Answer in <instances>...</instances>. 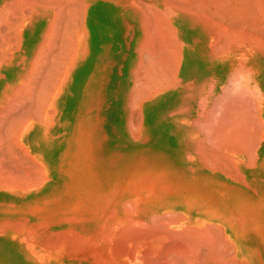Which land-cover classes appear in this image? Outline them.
Here are the masks:
<instances>
[{
    "label": "bare ground",
    "instance_id": "bare-ground-1",
    "mask_svg": "<svg viewBox=\"0 0 264 264\" xmlns=\"http://www.w3.org/2000/svg\"><path fill=\"white\" fill-rule=\"evenodd\" d=\"M103 70L174 149L59 151ZM0 264H264V0H0Z\"/></svg>",
    "mask_w": 264,
    "mask_h": 264
},
{
    "label": "rangeland",
    "instance_id": "rangeland-1",
    "mask_svg": "<svg viewBox=\"0 0 264 264\" xmlns=\"http://www.w3.org/2000/svg\"><path fill=\"white\" fill-rule=\"evenodd\" d=\"M104 60L105 58L103 57L102 63ZM120 65L117 72L121 73V78H124L127 76L126 71L129 66L124 65L123 62H120ZM106 70L109 72V69L106 68ZM108 72L103 70L89 74L83 81L80 80L82 82L74 89L68 133L69 139L67 143L64 142L62 144L59 151L69 155L77 153H93L95 155L116 153V155H124L127 153H158L160 152V147L164 145L166 151L172 150L170 146L174 149L176 143H173V140H171L173 144L169 141V139H172V136L170 137L171 133L165 130L161 133L153 125L154 122L161 121L154 111L156 107H152V110L149 107L147 111L151 121L148 128V133H150L148 138L150 141L142 144L138 143V145H133L128 141L130 139V129H133V132L136 130L133 128L135 126L131 127L130 122L134 119L132 123L135 125V122H137V125L140 123V119L138 118L139 112L136 109L137 112L133 110L131 114L132 111L128 110V104L125 100L120 105L115 102L117 95L114 96L115 89L113 88H115L114 81L116 79L112 78L111 75L113 73ZM121 90L120 94L123 93ZM132 115L138 116L133 118ZM129 120L131 121L129 122ZM127 126L130 127L129 130ZM167 142H170L169 146Z\"/></svg>",
    "mask_w": 264,
    "mask_h": 264
}]
</instances>
